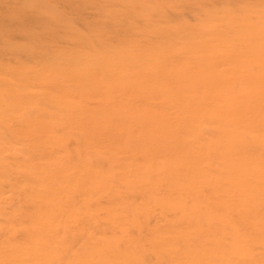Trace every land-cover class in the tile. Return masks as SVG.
Returning a JSON list of instances; mask_svg holds the SVG:
<instances>
[{
	"label": "rangeland",
	"instance_id": "374dc122",
	"mask_svg": "<svg viewBox=\"0 0 264 264\" xmlns=\"http://www.w3.org/2000/svg\"><path fill=\"white\" fill-rule=\"evenodd\" d=\"M242 33L264 0H0V264H264Z\"/></svg>",
	"mask_w": 264,
	"mask_h": 264
},
{
	"label": "bare ground",
	"instance_id": "6f19581e",
	"mask_svg": "<svg viewBox=\"0 0 264 264\" xmlns=\"http://www.w3.org/2000/svg\"><path fill=\"white\" fill-rule=\"evenodd\" d=\"M251 35V34H250ZM242 39V43L243 42H248V48H245V50H244V52H245V54H244V56H241V57H238V56H235V55H239L240 53H237V54H235V52L234 51H228V54H229V58L230 59H232V60H234L235 62L233 63L234 65H237V66H240V68H241V70L240 71H242V72H244L245 74H246V76L245 77H243V79H242V82H244L245 84H246V86H247V89H248V91L250 92V93H252V95H253V98L251 99V100H255V95L256 94H258V93H260V92H262V88L261 87H254V85L255 86H257L256 84H264V78H260L259 77V72H257L258 70H256V67L257 66H259V65H261V64H264V62L262 61L261 62V60H260V57H261V55H262V53H264V42H263V40H261L262 42H260V44H256V43H254V44H252V42L251 41H253L249 36H247L246 37V34H244V33H242L241 35H240V37H239V39ZM238 41V40H237ZM254 42H256V41H254ZM241 55V54H240ZM239 59H241V60H239ZM184 68H187V66L186 65H184ZM184 68H182V69H179V71L178 72H175L174 74H172V76H175V81H177V82H181V81H184L185 79H184V77H186V76H183V75H185V73L187 72V69H184ZM204 68H202L201 69V71H205L206 72V70L204 69ZM106 75H107V73H106ZM207 76H209V77H207V78H203V79H197V80H193V87L194 88H199V84L201 83V81H205V80H208V78H209V80L212 82V83H214V80H215V78H213V75L210 73H208L207 74ZM107 78H108V75H107ZM167 78H169L170 80H171V75H167ZM261 79H263V80H261ZM107 82H108V79H107ZM206 84H208V83H206ZM235 84H237V83H235ZM200 85H202V84H200ZM203 86V85H202ZM201 87V86H200ZM203 87H205L206 88V86H203ZM235 87V86H234ZM213 88V87H212ZM160 90V89H159ZM215 90V89H214ZM231 90H232V88H231ZM161 91V90H160ZM164 92V91H163ZM162 92V93H163ZM231 92V91H230ZM161 93V94H162ZM231 93H233V90H232V92ZM231 93L229 94V95H227L226 97H225V99L222 101V102H224V101H226V100H229V99H231L232 98V95H231ZM164 94V93H163ZM166 94L167 95H169L170 93H167V91H166ZM189 94V93H188ZM205 94V93H204ZM172 95V94H171ZM193 95V94H192ZM198 95V94H197ZM242 95V94H241ZM250 95V94H249ZM259 95H261V94H259ZM165 96V95H164ZM200 96V95H199ZM223 96V95H222ZM177 97V96H176ZM202 97V96H201ZM200 97V98H201ZM220 97H221V95H220ZM191 98V97H190ZM263 98H264V96L262 97V100H263ZM170 101L173 99L174 101H176L175 99H177V98H172L171 99V96H170ZM182 99V98H181ZM186 100V99H185ZM251 100H249V101H242L241 100V102L239 103V104H236L235 102L236 101H234V100H232V101H228L227 103L228 104H232L233 105V107L235 108L234 109V111H238L239 110V108L240 107H243V106H246L247 107V109L248 108H250L251 106H255V103L253 102V101H251ZM199 101V100H198ZM184 102H190V101H184ZM221 102V103H222ZM220 103V104H221ZM182 104V103H181ZM217 104V103H216ZM222 105H223V103H222ZM227 107V106H226ZM195 108V107H194ZM124 111H125V109H123ZM123 110H120L121 112H123ZM213 110H214V108H213ZM219 110V109H218ZM121 112H118V111H116V115H118V113H120V114H123V113H121ZM196 112H200L199 110H197ZM125 113V112H124ZM201 114H203L202 113V111L200 112ZM217 113L216 112H211L210 114H208V112L207 111H205L204 112V115H206L207 116V118H210V116H214V115H216ZM222 114V113H221ZM240 116H242L243 118L245 117V116H243V114H245V112L244 113H238ZM248 113H246V115H247ZM124 115V114H123ZM217 116V115H216ZM220 116V115H219ZM220 117H218V121L219 120H222V119H219ZM248 118V117H247ZM213 119V118H212ZM216 119V118H215ZM225 119V118H224ZM234 120V119H233ZM239 121V120H238ZM230 122V121H229ZM243 122V121H242ZM230 124V123H229ZM224 125H226V122H224ZM241 125V124H240ZM226 127V126H225ZM240 127V126H239ZM235 129H236V127H234ZM237 130H239V129H237ZM224 134V133H223ZM232 134V133H231ZM229 132H228V134H226V137H227V139L229 140V142H235V137H234V135H231ZM225 136V135H224ZM237 136V135H236ZM242 137V136H241ZM216 145L217 146H219V144H217L216 143ZM233 147L234 146H231L229 149H227L226 151H233ZM262 147H263V145H262ZM30 150V149H29ZM218 150V149H217ZM211 159V158H210ZM212 160V159H211ZM226 164H231V162H228L227 161V163ZM231 168H233V171H239V172H241V175H240V178H242L243 180L244 179H246L245 178V173H246V171H245V169H246V166L244 167L245 169H243L241 166H240V164H239V162H236V163H234V164H232L231 165ZM251 200H257V199H255L253 196H252V198H251ZM259 200V199H258ZM253 201H251V202H248V203H246V201H244V202H240L242 205H244V207L246 208V205L248 204V207L249 206H252V205H258V203H256V202H253ZM259 202V201H258ZM247 207V208H248ZM255 211H257V210H255ZM262 223L264 224V220L262 221ZM257 225V223L255 224V226ZM209 226H211L210 224H209ZM254 226V227H255ZM262 238L260 239V241H263V244H264V236H261Z\"/></svg>",
	"mask_w": 264,
	"mask_h": 264
}]
</instances>
